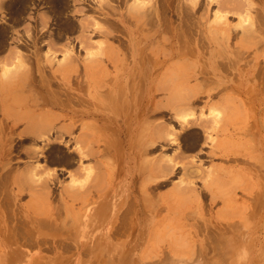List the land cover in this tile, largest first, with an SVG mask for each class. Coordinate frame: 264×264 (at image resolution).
Segmentation results:
<instances>
[{
    "label": "rangeland",
    "instance_id": "374dc122",
    "mask_svg": "<svg viewBox=\"0 0 264 264\" xmlns=\"http://www.w3.org/2000/svg\"><path fill=\"white\" fill-rule=\"evenodd\" d=\"M15 1L0 0V78L23 54L27 83L39 89L44 74L51 84L50 97L43 93L35 99L42 104L38 108L49 109V102L59 100L73 109L109 104L108 95L132 65L131 51L143 55L147 70L156 49L157 61L164 63L155 79L143 77L140 90L145 105L150 86L161 87L155 107H141L138 113L129 108L124 121L118 116L117 122L104 114L96 126L88 118L73 127L61 121L44 138L24 144L13 136L8 156L0 158V264H264V0H171L170 10V0H33L17 14ZM70 61L78 72L65 80L58 71ZM88 63L96 74L91 81L82 67ZM175 63L190 67L179 97L172 96ZM22 70L9 75L17 81L25 75ZM219 81H229L230 89H215ZM1 86L0 81V95ZM189 88L201 92L189 98ZM226 95L236 115L227 128L213 131L216 124L222 126L223 116L217 114L213 122L209 117L215 113L206 105H219ZM127 101L133 103L132 93ZM149 129L155 135L147 137ZM91 134L93 142L77 144ZM224 139L232 145L217 146ZM78 150L92 154L80 159ZM190 167L200 173L194 175ZM128 202L136 205L134 211L127 209ZM127 210L128 220L123 218ZM123 219L129 223L123 225ZM115 227L120 233L113 232ZM65 243L72 248L64 249Z\"/></svg>",
    "mask_w": 264,
    "mask_h": 264
},
{
    "label": "bare ground",
    "instance_id": "6f19581e",
    "mask_svg": "<svg viewBox=\"0 0 264 264\" xmlns=\"http://www.w3.org/2000/svg\"><path fill=\"white\" fill-rule=\"evenodd\" d=\"M29 1H33V0H16L15 2H13L12 3V8H13V11H15L16 12V14L17 13H19V12H21L22 10L24 11L27 7H26V5H27V3L29 2ZM42 1V0H41ZM47 1V0H46ZM45 1V2H46ZM51 1V0H50ZM53 1V0H52ZM66 1V0H65ZM34 2V1H33ZM38 2V1H37ZM54 2V1H53ZM71 2V1H70ZM52 3V2H51ZM55 5H56V7L58 8V6H61L62 7V1L60 2V1H58V2H56L55 1ZM62 3V4H61ZM248 3V2H247ZM250 3V2H249ZM31 4V3H30ZM29 4V5H30ZM41 4H43V3H41ZM46 4V3H45ZM50 4V3H49ZM65 4V3H64ZM69 4V3H68ZM219 4H220V2H219ZM2 5H4V4H2ZM28 5V6H29ZM38 5V4H37ZM66 5H67V3H66ZM66 5H64V6H66ZM104 5H106V4H104ZM222 5V4H221ZM7 6V5H6ZM53 6V5H52ZM68 6V5H67ZM66 6V7H67ZM72 6V5H71ZM108 6V5H107ZM171 6H172V3H171V0L169 1V7H168V9L170 10V8H171ZM8 7V6H7ZM55 7V6H54ZM54 7L53 8H51V10H52V12L55 14V9H54ZM152 7V6H151ZM2 8H4V7H2ZM29 8V7H28ZM48 8H50V6L48 7ZM150 8V7H149ZM6 9V8H5ZM53 9H54V11H53ZM131 9V8H130ZM164 9V8H163ZM166 9V8H165ZM2 10V9H1ZM10 10V9H9ZM28 10V9H27ZM27 10H26V12H27ZM49 10V9H48ZM69 10V9H68ZM168 10V11H169ZM57 11H59V10H57ZM56 11V13H58ZM152 11V10H151ZM154 11V10H153ZM166 11V10H165ZM12 12V11H11ZM10 12V13H11ZM25 12V13H26ZM60 13L59 14H61V12L62 11H59ZM64 12V11H63ZM149 12V11H148ZM167 12V11H166ZM151 13V12H150ZM169 13V12H168ZM11 14H14L13 12L11 13ZM15 14V15H16ZM19 15V14H18ZM58 15V14H57ZM150 15V14H149ZM152 15H154V14H152ZM56 16V15H55ZM19 17H20V15H19ZM58 17H59V15H58ZM152 17V16H151ZM156 18V17H155ZM15 21V20H14ZM146 21V20H145ZM144 21V22H145ZM150 21V20H149ZM171 21V20H170ZM189 21V20H188ZM264 21V20H263ZM151 23H152V25L154 24V22L151 20L150 21ZM169 22V21H168ZM14 23H16V22H14ZM19 23V22H18ZM151 23H149V24H151ZM140 24V23H139ZM171 24H172V21H171ZM170 24V25H171ZM151 25V26H152ZM154 26H155V24H154ZM154 26H153V28H154ZM157 26V25H156ZM155 26V27H156ZM249 26V25H248ZM157 28V27H156ZM246 28V27H245ZM169 29V28H168ZM251 29H253V28H251ZM139 30V29H138ZM166 30V29H165ZM145 31V30H144ZM154 31H156V30H154ZM153 32V31H152ZM6 33V32H5ZM181 33V32H180ZM246 33V32H245ZM2 34V33H1ZM104 34V33H103ZM3 35L5 36V34L3 33ZM7 35H8V33H7ZM247 35V34H246ZM2 36V35H1ZM0 36V37H1ZM161 36V35H160ZM181 36V35H180ZM149 37V36H148ZM160 37H158V39H159ZM162 38V37H161ZM160 38V39H161ZM180 38H182V37H180ZM188 38V37H187ZM8 39H9V37H8ZM148 39V38H147ZM163 39V38H162ZM165 39H167V38H165ZM173 39V38H172ZM193 39V38H192ZM2 40V39H1ZM168 41H167V44H169V39H167ZM179 40V39H178ZM158 41V40H157ZM181 40H179V42H180ZM190 41V40H189ZM192 41V40H191ZM2 42V41H1ZM3 42H4V40H3ZM154 42V41H153ZM159 42V41H158ZM161 42V41H160ZM159 42V43H160ZM164 42V41H163ZM163 42H161V43H163ZM13 43V42H12ZM165 43V42H164ZM177 43H178V41H177ZM2 44H5V42L4 43H1V45ZM175 44V43H174ZM179 44V43H178ZM180 44H181V42H180ZM6 45V44H5ZM163 45V44H162ZM166 46V45H165ZM172 46V45H171ZM176 46V45H175ZM4 47V46H3ZM18 47V46H17ZM154 47V45L152 46V48ZM187 47V46H186ZM157 48H159V47H157ZM168 48V47H167ZM191 48V47H190ZM165 49V48H164ZM182 49V48H181ZM2 50V49H1ZM40 50V49H39ZM153 50V49H152ZM167 50H170V49H167ZM166 50V51H167ZM172 50V49H171ZM174 50V49H173ZM172 50V51H173ZM188 50V49H187ZM190 50H192V49H190ZM41 51V50H40ZM39 51V52H40ZM160 51V50H159ZM159 51H158V49H156V51H153V54H152V61L150 62V64L149 65H151L152 64V67L149 69V70H147L146 69V66H147V64H145V63H143V60L140 58V57H142V56H140L139 57V54H136V52H134V51H131V58H132V65L130 66V67H128V72H126L127 73V75H126V77H124L125 79L123 80L122 79V84H120V85H115V89H114V93L113 92H111L109 95H108V97H109V99H110V101H109V104L107 103V104H105V103H101V102H99V103H97V104H92V108L91 107H85V108H83V109H73L72 107H68L69 105H67V104H62L61 102H60V100L59 101H53V102H49V104H50V108L49 109H44V108H38L39 107V105H42L41 103H39L38 101H36L35 99H37V96H40V94H45V96L46 97H50V86H51V84H49V81H46V78L47 77H45V75L43 74L41 77H40V79H39V85H38V87H39V89L37 88V86H34L32 83L33 82H31L30 81V83H27V80H26V76L29 74V70H28V68L26 67V62L24 63L23 62V59H22V57H24V56H22L23 54H22V52L21 53H19V54H22L20 57H19V60H18V63L15 65V66H13V68L14 69H10V68H4L3 69V71H2V77L0 78V81H1V83H2V86H1V92H2V95H0V158L1 159H4L5 157H7L8 156V151H9V149L7 148L6 149V146H8L9 145V142L11 141V140H14V138H13V136H17V139L20 141V142H22L23 144H24V142H28V141H33V140H36L35 138H40V137H42L43 135H45L54 125H56L58 122H61V121H63L64 123L62 124V125H66L65 124V122L68 120L69 121V125H72L71 127H73V126H75V124L76 123H78V122H81V120H83L84 118H88V119H92L93 120V122H92V125H97L98 123L99 124H102L103 123V117H104V114H107L108 115V117L110 118V120H111V122H113V121H118V116H121V120L122 121H124V114L129 110V108H132V110H133V112L134 113H138L139 112V110L141 109V107H147V108H151L152 106L153 107H155V106H157V102L155 101L156 99H155V97L157 98V96L158 95H156L155 96V93L157 92V91H159V90H161V87H159L158 85H151L150 86V89H149V92L147 93V96H146V98H145V101H146V103L147 104H143V102H144V100H143V96L142 95H140V90H141V88H142V81H143V77L144 76H146V75H148V78L150 79V80H153V79H155V73H157L156 72V68L159 66V65H161V64H163L164 62H160V60L159 61H157V58H158V53H159ZM177 51H178V49H177ZM181 51V50H180ZM101 52V51H100ZM143 52V51H142ZM151 52V51H150ZM191 52V51H190ZM16 53L18 54V52L16 51ZM32 53V52H31ZM103 53V52H102ZM141 53V52H140ZM165 54H166V52H164ZM163 53V54H164ZM177 53V52H176ZM176 53H172L173 54V59H174V57L176 56ZM182 53H184V52H182ZM193 53V52H192ZM241 53V52H240ZM16 54V55H17ZM33 54V53H32ZM142 54V53H141ZM140 54V55H141ZM180 54H181V52H180ZM179 54V55H180ZM185 54H187V53H185ZM41 55H43V54H41ZM71 55V54H70ZM151 55V53L149 54V56ZM167 55H168V53H167ZM192 55V54H191ZM14 57V56H13ZM108 57L109 58H111V57H113V54H112V52H110L109 54H108ZM162 57H163V55H162ZM162 57H160V58H162ZM25 58H26V60H27V57L25 56ZM25 58H24V61H25ZM33 58V57H32ZM40 58V57H39ZM67 58V57H66ZM73 58V57H72ZM8 59H10V58H8ZM69 59V58H68ZM91 60V59H90ZM16 61V60H15ZM28 61V60H27ZM39 61H40V59H39ZM38 61V62H39ZM92 61V60H91ZM8 62V61H7ZM11 62V61H10ZM71 62H74V61H70V63L68 64H66V66L63 68V69H61V71H58L59 72V74L63 77V79H65V80H68L69 79V77H71L73 74H76L77 72H78V68H79V66L77 65V63H71ZM13 63V62H12ZM29 63V62H28ZM131 63V62H130ZM195 63V62H194ZM1 64V63H0ZM7 64V63H6ZM5 64V65H6ZM38 64V63H37ZM40 64V63H39ZM37 65V67H38V69L41 71L42 70V67H41V65ZM44 64V63H43ZM176 65L175 66H173V95L172 96H177V97H179V95H180V92H181V88H182V83L183 82H185V81H187L186 79L188 78V72H187V70L188 71H190L189 70V68L188 69H186V67H185V65L186 66H188L189 64H185V63H183V64H180V65H178V63H175ZM229 64H230V62H229ZM260 65V64H259ZM32 66V65H31ZM163 66V65H162ZM197 66V65H196ZM195 66V67H196ZM83 69H84V74H85V76H87V78L89 79V81H91L90 80V76H92V78H94L95 77V69H94V64H92V63H88V64H84L83 66ZM218 67V66H217ZM224 67V66H223ZM230 67V66H229ZM264 67V66H263ZM33 68V67H32ZM32 68H31V70H32ZM45 68V67H44ZM262 68V67H261ZM260 68V69H261ZM22 69H25V75L23 76V77H21L20 79H18L17 81H14L13 80V76H16V75H13V76H11V74L9 75V73H18V71H21ZM46 69V68H45ZM123 69H125V68H123V67H121V70H123ZM160 69V68H159ZM227 69V68H226ZM34 70V69H33ZM120 70V71H121ZM200 70V69H199ZM258 70V69H257ZM262 70V69H261ZM22 71H24V70H22ZM43 71V70H42ZM45 71V70H44ZM81 71V70H80ZM124 71V70H123ZM158 71V70H157ZM260 71V70H259ZM47 72V71H46ZM201 72H203V70L201 71ZM20 73V72H19ZM42 73H44V72H42ZM41 73V74H42ZM260 73H261V71H260ZM259 73V74H260ZM32 74V73H31ZM40 74V75H41ZM50 74V73H49ZM202 74H205L204 72L202 73ZM213 74V73H212ZM256 74H257V72H256ZM34 75V74H33ZM32 75V77L34 78V76ZM47 75V74H46ZM206 76L208 75V74H205ZM252 75V74H251ZM10 76V77H9ZM49 76V75H48ZM257 77V79L259 78V76L260 75H256ZM119 77V76H118ZM253 77V76H252ZM35 78H36V76H35ZM204 78V77H203ZM209 78V77H208ZM212 78V77H211ZM169 79V78H168ZM198 79V78H197ZM201 79V78H200ZM207 79V78H206ZM213 79V78H212ZM36 80V79H35ZM83 80V79H82ZM146 80V79H145ZM185 80V81H184ZM190 80V79H189ZM199 80V79H198ZM227 80H229V79H227ZM264 80V79H263ZM96 81L97 80H95L94 81V84H95V86H96V90H98L99 91V89L100 88H102V86H100V85H98V84H96ZM168 81V80H167ZM213 81H215V83H216V81H218L217 79H215V80H213ZM249 81V80H248ZM255 81V80H254ZM261 81V80H260ZM152 82V81H151ZM170 82V81H169ZM220 83H218L217 85H216V88L215 89H219L220 91H222V92H227L229 89H230V86L228 85L229 84V81L228 82H221V81H219ZM258 82H259V79H258ZM81 83V82H80ZM145 83V82H144ZM161 83V82H160ZM191 83V82H190ZM206 83H207V81H206ZM236 83H237V81H236ZM262 83H264L263 81H262ZM29 84H30V91H33L34 89H32L33 87H36L38 90H40L39 92L37 91H34V92H30V91H28L27 92V90H26V88H29L28 86H29ZM69 81H67V84H65V85H67V87H70L69 85ZM82 84H83V81H82ZM169 84V83H168ZM168 84H164V86H162L163 88L165 87V85H166V89H167V87H168ZM204 84V83H203ZM208 84V83H207ZM212 84V83H211ZM211 84H209V85H211ZM33 85V86H32ZM81 85V84H80ZM161 85V84H160ZM32 86V87H31ZM94 86V87H95ZM242 86H244V85H242ZM256 86V85H255ZM259 86V85H258ZM201 87V86H200ZM208 87V86H207ZM238 88H239V86H237ZM52 88V87H51ZM163 88H162V90H163ZM188 88V87H187ZM186 88V89H187ZM202 88H203V86H202ZM206 88V87H205ZM32 89V90H31ZM53 89H55V88H53ZM190 89V88H189ZM200 89V88H199ZM56 90V89H55ZM144 90V89H143ZM213 90V89H212ZM238 90V89H237ZM242 90V89H241ZM241 90H238V91H241ZM254 90V89H253ZM263 90V89H262ZM185 91V90H184ZM206 91V90H205ZM219 91V94L218 95H220V92ZM30 92V93H29ZM58 92H59V90H58ZM61 92V91H60ZM160 92V91H159ZM183 92V91H182ZM187 92V94H185V96L186 95H188V97L189 98H193V97H195L197 94H200V90H198V89H190V90H186L185 91V93ZM203 92V91H202ZM211 91H209V93H210ZM217 92V91H216ZM215 92V93H216ZM251 92H253V91H251ZM27 93H29L31 96H27L28 94ZM31 93H33V95L31 94ZM57 93V92H56ZM63 93V92H62ZM70 93V92H69ZM130 93H132V95H133V98H134V101H133V103H132V101H131V103H129L128 101H127V96H128V94H130ZM144 93V92H143ZM212 93V92H211ZM43 94V95H44ZM254 94V93H253ZM35 95V96H34ZM59 95V94H58ZM62 95V94H61ZM203 95V94H202ZM241 95V94H240ZM62 96H64V95H62ZM41 97V96H40ZM59 97V96H58ZM61 97V96H60ZM69 97V96H68ZM107 97V98H108ZM130 97V96H129ZM187 97V98H188ZM32 98V100H30ZM131 98V97H130ZM182 98H184V97H182ZM186 98V100L189 102V98L187 99ZM212 98V97H211ZM132 99V98H131ZM63 101H65V100H63ZM72 101V99L70 100V102ZM84 101V100H83ZM195 101H197V100H195ZM43 102H45V101H43ZM42 102V103H43ZM73 102V101H72ZM85 102V101H84ZM174 102V101H173ZM210 102V101H209ZM218 103V102H217ZM181 104V103H180ZM187 103L185 102V105H186ZM190 103H188V105H189ZM44 105V104H43ZM75 105H77V102H76V104ZM181 105H184L183 103L181 104ZM191 105V104H190ZM234 101H233V99H232V97L231 96H228V95H226L223 99H222V101H221V103L219 104V105H217V104H214V103H208L206 106L209 108V110H210V114L211 113H215V115L213 114V116L214 117H209V118H213V122H214V120H215V118L217 117V114L221 117V116H223V120H222V122H223V124H222V126H218L217 124L215 125V127L212 129L213 131H220V129H222L225 125H226V128H227V126L230 124V123H228V122H230V120H232V119H234V117H235V108H234ZM239 105H240V102H239ZM176 106V105H175ZM188 107V106H187ZM240 107V106H239ZM54 108H56V109H58V113L56 112H54L52 109H54ZM241 108V107H240ZM131 110V109H130ZM241 110V109H240ZM143 111H144V109H143ZM143 111H141L142 113H143ZM181 111V110H180ZM140 112V113H141ZM139 113V114H140ZM241 113V112H240ZM138 114V115H139ZM222 114V115H221ZM224 114V115H223ZM137 115V116H138ZM142 115V114H141ZM212 116V115H211ZM216 116V117H215ZM219 116L217 117V119L219 118ZM152 117V116H151ZM243 117V116H242ZM99 118H102V119H99ZM208 118V117H207ZM102 120V121H101ZM204 120V119H203ZM219 120V119H218ZM218 120H216L215 121V123H218L219 124V122H218ZM221 120V119H220ZM205 121V120H204ZM211 121V122H212ZM212 122V123H213ZM115 123V122H114ZM202 123H204V122H202ZM215 123H213V126H214V124ZM59 124V123H58ZM205 124H206V122H205ZM249 124H250V122H249ZM221 125V124H220ZM201 126H202V124H201ZM58 127V126H57ZM83 127V126H82ZM85 127V126H84ZM205 127H206V125H205ZM221 127V128H220ZM96 128V127H95ZM207 128V127H206ZM225 128V129H226ZM54 130H55V128H53ZM52 129V130H53ZM99 129V128H98ZM233 129H235V128H233ZM53 130V131H54ZM64 131H65V129H63ZM187 130V129H186ZM224 130V129H223ZM222 130V131H223ZM247 130V129H246ZM251 130V129H250ZM57 131V130H56ZM87 131H88V128H87ZM94 131H95V133H96V131H98V130H96V129H94ZM153 131H155V129L153 130ZM153 131L152 130H150L149 129V131H148V134H147V137H150V136H153V135H155V134H153ZM245 132V131H244ZM250 132V131H249ZM62 133H63V131H62ZM155 133V132H154ZM220 133V132H219ZM49 134V132L47 133V135ZM55 134V133H54ZM61 134V133H60ZM66 134V133H65ZM246 134V133H245ZM244 134V135H245ZM57 135V134H56ZM63 135H64V133H63ZM100 135V134H99ZM146 135V134H145ZM250 135V134H249ZM60 136H62V135H60ZM85 136H86V134H85ZM157 136H159L160 137V134H158V132H157ZM199 136V135H198ZM209 136V135H208ZM242 136V135H241ZM45 136H43V138H44ZM48 137V136H47ZM58 138V137H57ZM247 138V137H246ZM151 139V138H150ZM249 139V138H248ZM250 139L251 140H253L251 137H250ZM49 140V139H48ZM149 140V139H148ZM154 140H155V138H154ZM38 141V140H37ZM40 141H42V139L40 140ZM94 141V137H93V134H91L89 137H84L83 139H79V141H78V139H77V144H83L84 145V143H90V142H93ZM151 141H152V139H151ZM155 141H158L159 142V140H157V138H156V140ZM237 141H239V140H237ZM241 141V140H240ZM47 142V141H46ZM100 142V141H99ZM98 142V143H99ZM102 142V141H101ZM161 142V141H160ZM159 142V143H160ZM198 142V141H197ZM21 143V144H22ZM75 143H76V140H75ZM153 143V142H152ZM156 143V142H155ZM216 143V142H215ZM20 144V143H19ZM147 145L148 144H150V142L149 143H146ZM146 144H145V147H146ZM154 144V143H153ZM233 144H235V142H233ZM237 144H239V143H237ZM90 145H92V144H90ZM96 145V144H95ZM154 145H156V144H154ZM189 145L190 146H192V144L191 143H189ZM230 145H232V142H230V141H228V140H226V139H224V140H222V141H220L219 142V145H217V146H220V147H228V146H230ZM5 146V147H4ZM149 146V145H148ZM151 146H153V145H151ZM158 146V145H157ZM161 146V145H160ZM216 146V147H217ZM235 146H236V144H235ZM145 147H144V149H145ZM150 147V146H149ZM237 147H238V145H237ZM82 148V147H81ZM153 148V147H152ZM17 149V148H16ZM109 149V148H108ZM155 149V148H154ZM214 149V148H213ZM82 150V149H81ZM91 150H92V148H91ZM147 150V149H146ZM146 150H144L143 152H144V154H142V152H141V156H143V155H145V153L148 151H146ZM87 152H85V153H91L90 152V150H86ZM107 151V150H106ZM105 151V152H106ZM216 151H218V150H215V152ZM78 152H79V155L78 156H80V154H83L84 156L86 155L85 153H81L80 152V150H78ZM149 152V151H148ZM212 152H214V151H212ZM77 153V152H76ZM28 154V153H27ZM78 154V153H77ZM92 154V153H91ZM149 154V153H148ZM215 154H217V153H215ZM25 155V154H24ZM83 155H82V157L80 156V159H82L83 158ZM88 156V155H87ZM86 157V156H85ZM138 159V158H137ZM169 159V158H168ZM234 160H236V159H234ZM240 160V159H239ZM168 161H170L169 163H171V160L169 159ZM237 161V160H236ZM242 161H244V160H242ZM246 162V161H245ZM145 163H146V165L148 164V162H144V166H145ZM152 163V162H151ZM157 163H158V161H157ZM167 163V167H170L171 168V166H170V164L168 163V162H166ZM244 163V162H243ZM155 165H156V163H154ZM153 164V165H154ZM250 164V163H249ZM161 162H160V168H163V167H161ZM252 165V164H251ZM144 166H140V169H141V167H144ZM157 166V165H156ZM164 166V165H163ZM253 166H255V165H253ZM146 167V166H145ZM167 167H165V168H167ZM259 167V166H258ZM153 168V167H152ZM159 167H157V169H158ZM159 168V169H160ZM187 168V166L185 165L184 166V168H182V169H186ZM190 168H192V167H190ZM189 169V168H188ZM188 169H186L185 171H186V173L188 172ZM221 169V168H220ZM147 170V169H146ZM153 170H156V167L154 166V169ZM162 170V169H161ZM198 170V173H200V170L199 169H194L193 170V168H192V171L191 172H195V171H197ZM257 170H259V169H257ZM262 171H263V169H261ZM260 170V171H261ZM159 170H157V172H158ZM215 171V170H214ZM220 171V170H219ZM157 172H155L156 174H157ZM188 173V174H192V176H193V173ZM229 172V171H228ZM196 173V172H195ZM195 173H194V175H195ZM89 174V173H88ZM233 174V173H232ZM263 174V173H262ZM91 174H89L88 175V177L90 176ZM198 175V174H197ZM188 176V175H187ZM190 176V175H189ZM214 176V175H213ZM237 177H238V175H236ZM150 177V176H149ZM230 177H232V175L230 176ZM240 177V176H239ZM1 178V177H0ZM136 179V178H135ZM233 179H234V177H233ZM232 179V180H233ZM263 179V178H262ZM217 181H218V179H216ZM216 180H215V182H216ZM227 182L228 181H230V180H226ZM133 182H135V181H133ZM210 182H212V181H210ZM224 182H225V180H224ZM231 182V181H230ZM229 182V183H230ZM228 183V184H229ZM232 183H233V181H232ZM137 184V183H136ZM224 184V183H223ZM186 186H188V185H186ZM219 186V185H218ZM237 186V185H236ZM179 187V186H178ZM178 187H176V188H178ZM185 187V186H184ZM151 188H153V187H151ZM182 187H180V188H178V190H180ZM206 188H208V187H206ZM150 189V188H149ZM188 190H189V188H187ZM191 189V188H190ZM178 190H176L177 191V193H178ZM182 190H183V188H182ZM220 191V190H219ZM180 192H181V190H180ZM180 192H179V196H180ZM84 193V192H83ZM88 193V192H87ZM185 193V192H184ZM183 193V194H184ZM224 193V192H223ZM253 193V192H252ZM220 194H221V191H220ZM231 194V193H230ZM87 195V194H86ZM178 195V194H177ZM214 195H216V194H214ZM225 195H228V194H225ZM84 196V195H83ZM90 196V195H89ZM219 196H221V195H219ZM216 197V196H215ZM213 198H214V196H213ZM216 199V198H215ZM235 198H233V200H234ZM82 200H83V197H82ZM91 200V199H90ZM141 200V199H140ZM144 200V199H143ZM212 200V199H211ZM214 200V199H213ZM250 200V199H249ZM85 201V200H84ZM133 201V203H134V200H132ZM235 201V200H234ZM239 201V200H238ZM83 202V201H82ZM231 202V201H230ZM237 202V201H236ZM130 203H131V201H130ZM129 202H128V204H127V206H129V204H130ZM132 203V205H135V204H133ZM142 203V202H141ZM144 203V202H143ZM232 203V202H231ZM253 203V202H252ZM229 204V203H228ZM131 204H130V206L127 208L128 210H129V208H130V212H132V210H133V207L131 208V206H132ZM231 205V204H230ZM232 205H234V204H232ZM236 205V204H235ZM136 206V205H135ZM227 207H229V206H227ZM231 207V206H230ZM237 207V206H236ZM232 208V207H231ZM241 208H242V206H241ZM132 209V210H131ZM226 209V208H225ZM238 209V208H237ZM127 210V211H128ZM149 210V209H148ZM161 210V209H160ZM243 210V209H242ZM247 210V209H246ZM134 211V210H133ZM146 211V210H145ZM162 211V210H161ZM143 212V211H142ZM127 213V214H126ZM124 215H123V218L125 219H127L128 220V218H127V216H125V215H131L130 213H129V211L128 212H126ZM129 213V214H128ZM158 214H160L159 212H157ZM159 216V215H158ZM120 217V216H119ZM131 217H133V215L132 216H130V218ZM243 217H244V215H243ZM247 218V217H246ZM122 219V218H121ZM123 219V225L125 224V225H127L128 223H126V221ZM23 221H24V219H22ZM21 220V222L23 223V221ZM251 221V220H250ZM28 222V221H27ZM236 222V221H235ZM229 223V222H228ZM232 223V222H231ZM24 224H26L25 222H24ZM122 224V223H121ZM219 224V223H218ZM235 224V223H234ZM64 225V224H63ZM117 225H120L119 223L117 224ZM224 225V224H223ZM122 226V225H121ZM228 226H229V224H228ZM233 225H231V227H232ZM235 226V225H234ZM240 226V225H239ZM25 227V226H24ZM116 227H118V228H120L119 226H116ZM115 227V228H116ZM226 227V226H225ZM236 227V226H235ZM16 228V227H15ZM14 228V229H15ZM237 228H239L238 226H237ZM236 228V229H237ZM25 229V228H24ZM17 230V229H16ZM20 230H23L22 228H20ZM19 230V231H20ZM30 230H31V228H30ZM116 230H118L119 231V233H120V230L119 229H115L113 232H115L116 233ZM18 231V230H17ZM18 231V232H19ZM27 231V230H26ZM18 232H16V233H18ZM28 232V231H27ZM21 233V235H23V237L25 236V232H20ZM31 233V232H30ZM30 233H28V235L30 234ZM118 233V232H117ZM118 233V234H119ZM9 236V238L10 239H12V236H11V234H9L8 235ZM17 236H18V234H17ZM29 236H31V235H29ZM19 237V236H18ZM23 237H21V238H23ZM20 238V239H21ZM30 238V237H29ZM29 238H26V239H29ZM30 240H25V242H29ZM25 242H23V243H25ZM61 242V241H60ZM64 242H65V240H64ZM63 242V243H64ZM68 241H66V243H67ZM22 243V244H23ZM57 243V242H56ZM62 243V242H61ZM65 243V244H66ZM29 244V243H28ZM65 244H64V249H66V248H72V244H71V246L70 245H67L66 244V246L67 247H65ZM25 245V244H24ZM26 245H27V243H26ZM25 245V246H26ZM28 246V245H27ZM69 246V247H68ZM62 247H63V245H62ZM80 247V246H79ZM87 247V246H86ZM81 248V247H80ZM77 253H79V252H77ZM37 264V263H36Z\"/></svg>",
    "mask_w": 264,
    "mask_h": 264
}]
</instances>
